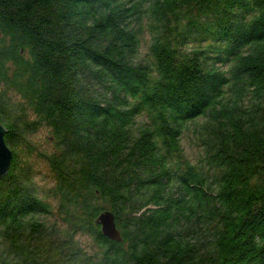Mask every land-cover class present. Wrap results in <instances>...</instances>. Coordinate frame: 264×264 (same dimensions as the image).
I'll return each mask as SVG.
<instances>
[{
    "label": "trees",
    "instance_id": "trees-1",
    "mask_svg": "<svg viewBox=\"0 0 264 264\" xmlns=\"http://www.w3.org/2000/svg\"><path fill=\"white\" fill-rule=\"evenodd\" d=\"M0 124V264H264V0H0Z\"/></svg>",
    "mask_w": 264,
    "mask_h": 264
},
{
    "label": "rangeland",
    "instance_id": "rangeland-1",
    "mask_svg": "<svg viewBox=\"0 0 264 264\" xmlns=\"http://www.w3.org/2000/svg\"><path fill=\"white\" fill-rule=\"evenodd\" d=\"M149 42V34L146 31V26L144 20H142V31L139 36V47H138V54L141 57L145 56L147 51V45ZM225 67H223L224 69ZM11 101H19L21 104L23 102L20 98L15 94H7ZM199 120V119H198ZM145 121V118L142 115H139L135 118V125H140ZM28 140L30 141L32 147L35 151H44L50 152L53 147V142L51 138L50 131L44 125H41L37 128V130L28 136ZM180 146L182 148L183 155L189 159L191 163H194L197 157L200 156V147H198L194 141V137L192 134L191 129L184 130L180 136ZM27 160L30 162V166L32 169V174L34 175V181H36L37 185L45 189L52 184V175L46 165L45 161L42 158L36 156L33 152L28 155ZM51 207H54V202L51 200H47ZM39 218L45 221H54L56 225H59V221L55 215L54 210L52 213L48 214L47 216H39ZM77 240L81 244L82 248H84L87 252H96L97 247L95 244L90 240L87 235H77Z\"/></svg>",
    "mask_w": 264,
    "mask_h": 264
},
{
    "label": "water",
    "instance_id": "water-1",
    "mask_svg": "<svg viewBox=\"0 0 264 264\" xmlns=\"http://www.w3.org/2000/svg\"><path fill=\"white\" fill-rule=\"evenodd\" d=\"M4 132L5 128L0 124V176L7 172L11 158V151L2 138ZM94 222L99 225L102 236L112 241H120V234L115 226L113 214L109 210L101 211L94 219Z\"/></svg>",
    "mask_w": 264,
    "mask_h": 264
}]
</instances>
